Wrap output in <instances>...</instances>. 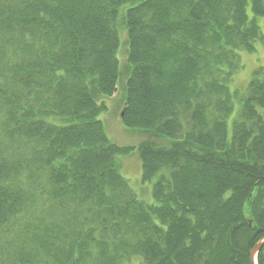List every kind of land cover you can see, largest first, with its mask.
<instances>
[{
  "label": "trees",
  "instance_id": "obj_1",
  "mask_svg": "<svg viewBox=\"0 0 264 264\" xmlns=\"http://www.w3.org/2000/svg\"><path fill=\"white\" fill-rule=\"evenodd\" d=\"M262 17L264 0H0V264H252L264 67L230 85ZM119 98L134 145L106 133Z\"/></svg>",
  "mask_w": 264,
  "mask_h": 264
},
{
  "label": "rangeland",
  "instance_id": "obj_2",
  "mask_svg": "<svg viewBox=\"0 0 264 264\" xmlns=\"http://www.w3.org/2000/svg\"><path fill=\"white\" fill-rule=\"evenodd\" d=\"M259 25L261 26L262 32L264 33V17L260 18L258 20ZM120 59L122 61H125L126 59V49L120 50ZM242 63L243 68L237 75L234 77V81L231 83L230 88L232 90L238 89L241 92H244L247 88V85L249 81L252 79L253 72L259 68L264 67V44L259 43L258 49L256 52L248 54L247 52L242 53ZM116 99H112L108 101V107L109 109L102 114V120L104 122V126L106 129V133L108 136L121 145H134L137 142H139V137L134 134V132L129 131L121 122L119 119V108L121 106V102ZM120 165L122 167V173L123 175L131 180L130 185L133 190H137L139 186H142L141 182V173H140V164L137 160V157L135 154H131L129 156L120 157ZM140 175V178H139ZM146 191L142 196L145 200L151 202L152 196H151V185L146 184ZM134 258L141 259L140 255L135 256ZM129 263V264H138L135 263V259Z\"/></svg>",
  "mask_w": 264,
  "mask_h": 264
},
{
  "label": "water",
  "instance_id": "obj_3",
  "mask_svg": "<svg viewBox=\"0 0 264 264\" xmlns=\"http://www.w3.org/2000/svg\"><path fill=\"white\" fill-rule=\"evenodd\" d=\"M125 112V108L122 109V111L120 112V117H123V114ZM251 224V222H250ZM264 245V238L262 240H260L255 246L254 248L251 250V257H252V264H257L256 263V255L258 254L259 250L263 247Z\"/></svg>",
  "mask_w": 264,
  "mask_h": 264
},
{
  "label": "bare ground",
  "instance_id": "obj_4",
  "mask_svg": "<svg viewBox=\"0 0 264 264\" xmlns=\"http://www.w3.org/2000/svg\"><path fill=\"white\" fill-rule=\"evenodd\" d=\"M249 224H250V223H249ZM250 226H251V224H250ZM253 248H254V247H253ZM253 248L250 249V256H251V250H252Z\"/></svg>",
  "mask_w": 264,
  "mask_h": 264
}]
</instances>
